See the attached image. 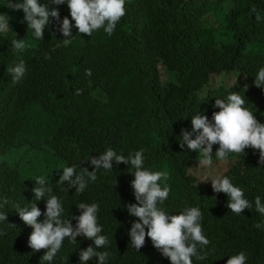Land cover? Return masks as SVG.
Instances as JSON below:
<instances>
[{
	"label": "trees",
	"instance_id": "1",
	"mask_svg": "<svg viewBox=\"0 0 264 264\" xmlns=\"http://www.w3.org/2000/svg\"><path fill=\"white\" fill-rule=\"evenodd\" d=\"M9 2L0 0V14L11 17L10 29L0 33V156L21 153L18 162L24 166L0 165V203L7 200L0 209L7 215L0 222V264H49L40 260L44 250L28 246L32 229L15 210L36 202L32 188L39 175L48 178L73 227L70 216L80 215L79 203L99 204L98 222L111 242L98 249L111 253L106 264H170L147 237L138 252L130 244L127 233L138 222L124 207L136 203L131 165L113 162L112 171L98 170L82 194L74 188L65 192L57 183L65 166L92 171L81 162L108 148L125 157L142 150L146 168L169 172L171 191L161 207L170 215L200 208L210 243L199 249L207 259L193 258V264H226L240 252L247 264H264V214L254 203L259 196L264 204L259 150L246 148L244 156L225 158L229 165L220 177L230 178L253 204L236 215L225 194L194 177L198 154L179 146L181 130L191 131L190 117L201 112L211 121L219 111L215 99L226 100L231 92L245 96V106L264 123V88L253 84L264 68V0H126V15L112 35L100 29L84 36L73 27L67 44L55 20L36 40L23 11L9 9ZM52 8H58L61 21L71 19L66 4ZM15 38H25L30 47L15 52ZM21 61L25 75L13 82L9 69ZM218 147L213 145V164L221 160L215 157ZM36 203L43 213L46 202ZM89 246L93 242L83 236L76 244L65 239L51 264H79V252ZM87 264H96L95 258Z\"/></svg>",
	"mask_w": 264,
	"mask_h": 264
},
{
	"label": "clouds",
	"instance_id": "2",
	"mask_svg": "<svg viewBox=\"0 0 264 264\" xmlns=\"http://www.w3.org/2000/svg\"><path fill=\"white\" fill-rule=\"evenodd\" d=\"M63 4L67 5L71 19L65 17L61 21L58 8H52V10L49 8L50 5ZM8 8L13 11H23L27 29L32 30L36 40L43 39L44 29L51 24L52 20L57 21L59 24L57 30L65 37L63 40L65 44L70 43L68 38L73 36V27L84 36H91L93 32L100 29L112 35L127 12L126 0H48V3H41L40 0H23L22 3L10 0ZM252 10L256 11L255 6ZM256 18L260 19L259 14ZM10 19L11 17L7 14H0V33L10 29ZM11 44L13 50L21 54L30 47L25 38H15ZM45 59L50 57L46 56ZM9 71L13 82H19L25 75L26 67L21 61ZM85 74L91 76V70H86ZM253 84L257 88H264V68L258 71ZM245 105V96L236 92H231L226 100L215 99L213 107L218 108L219 111L213 112L211 121L201 112L192 115L190 117L191 131L181 130L179 146L181 148L186 146L189 151H195L198 154V164L202 167L212 166L213 145L219 146L215 153L218 159L223 160L229 154L244 156V150L251 148L259 150L260 162L264 163V123L259 122L253 111ZM193 134H195L194 139ZM86 162L90 164L92 171L80 166L78 172L75 165L63 167L62 175L57 183L63 185L65 192L74 188L76 193L82 194L89 181H96L98 170L103 169L105 173L113 170V162L131 165L134 169L131 188L136 203L127 204L124 207L129 216L138 218V222L131 223L127 233L131 246L137 252L144 247L147 237L153 248L166 257L170 264H193V258L197 261L207 259V253L199 250L210 243L204 234L201 223L203 213L200 208L185 207L179 214L170 215L161 207L171 191L167 183L170 178L167 170L152 171L146 168L142 150L125 157L108 148L98 157H91L82 161L81 164ZM34 182L36 186L32 188V192L35 201L46 202L43 213L36 202H30L27 207L17 205L15 210L24 224L32 229L28 237V246L33 252L44 250L40 260L51 264L65 239L76 244V238L83 236L92 241L93 246L79 252V264H87L92 258H95L96 264H106L111 253L98 249L108 248L111 242L106 235L102 234L103 227L98 222L99 204L79 203L76 208L80 215L70 216L76 220L73 227L70 219L64 218L63 202L53 194L54 190L48 178L45 175H39L35 177ZM65 183L67 187H64ZM116 185L115 179L114 187ZM211 187L214 193L226 195L227 207L236 215L242 214L245 209L253 206L252 202L245 198L243 189L235 186L227 176H217L212 179ZM254 203L256 211L264 214V204L261 203L259 196L255 197ZM4 204H7L6 199L0 203V209ZM41 216L44 217L42 221L38 219ZM6 220V213L0 211V222ZM9 226L15 227L12 224ZM256 227L260 225L257 224ZM247 259V255L240 252L230 256L226 264H247Z\"/></svg>",
	"mask_w": 264,
	"mask_h": 264
},
{
	"label": "rangeland",
	"instance_id": "3",
	"mask_svg": "<svg viewBox=\"0 0 264 264\" xmlns=\"http://www.w3.org/2000/svg\"><path fill=\"white\" fill-rule=\"evenodd\" d=\"M220 25H217L216 28H219ZM163 72V69H161ZM217 80L214 82L213 85ZM21 153L11 155V156H0V165H2L4 162L5 163H12L15 164V166H24L22 165V161L18 162L19 157ZM31 154L28 155V158L30 161L34 160ZM229 165V159H223V160H218L216 163L212 164L211 167H202V166H195L193 169V174L195 175L194 177L200 182L204 183H211L212 179H215L217 176H220L225 173Z\"/></svg>",
	"mask_w": 264,
	"mask_h": 264
}]
</instances>
